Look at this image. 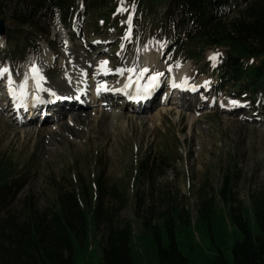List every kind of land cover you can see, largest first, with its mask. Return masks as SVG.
<instances>
[{
	"label": "rangeland",
	"instance_id": "rangeland-1",
	"mask_svg": "<svg viewBox=\"0 0 264 264\" xmlns=\"http://www.w3.org/2000/svg\"><path fill=\"white\" fill-rule=\"evenodd\" d=\"M86 7L84 5L79 10H71L65 17L60 13L57 18H61L62 23L57 19L58 24L55 22L47 41L29 35L30 28H22L24 35L34 43L26 49L15 46L22 43L23 39L13 32L14 27L9 17L5 19L4 28L8 33L12 32V42L10 45L8 34L0 35V62L8 60L11 66L10 69L7 63L0 66V69L9 70L0 75L1 96L6 94L9 82L17 81L18 84L14 83L17 88L30 84L25 76V67L34 61L39 65L40 58L48 63L43 67V75L46 70L49 88L63 93L66 89L70 90L66 88L67 84L78 85L84 91L82 84L75 82L80 77L81 70L77 64L85 62V54H92L95 64L100 68L114 69L119 73H125L133 66L140 73L148 67L155 55L157 59L161 58V53L164 55L163 47L156 37L159 34V18L166 11V6H160L155 9L157 12L147 15L142 9L138 10L139 6L133 2L119 6L113 0L108 1L97 12ZM239 7L237 9L242 8ZM97 39L98 46H95L93 40ZM66 49H70L68 51L72 54L66 52ZM100 49L105 51L100 53ZM222 51L220 48L208 49L206 58L180 61L177 66L182 63L183 77L188 80L198 78L199 74L205 72L207 75L203 81L207 82L211 77V70L207 66H216ZM66 53L71 60H67ZM214 54H219L215 62L209 59ZM104 61H107L106 65L102 64ZM93 79L94 77L91 80ZM106 81H101L99 91L106 90L107 87H102L106 86ZM45 88L47 91L46 81ZM34 89L35 84L25 94L29 95ZM246 99V102L241 97L232 100L243 104L250 102L249 98ZM1 105L0 161L2 164L10 162L15 177L23 180L25 185L12 210L21 207L26 194H30L39 207L45 208L54 202V187L65 190L71 182L81 179L90 189L94 178L103 173L109 193L107 205H112L119 211L120 221L132 222L135 241L142 240L141 222L152 204V188L156 196L176 198L180 207L189 209L192 225L182 228L177 240L192 264H209L214 256L212 240L206 232V226L197 222L201 194L210 190L213 197L222 187L225 175L234 174L233 192L236 201L244 203L252 220L249 199L264 191V113L260 111L254 110L250 116L249 113H244L243 117L249 118L247 120L242 117L243 112L234 115L218 111L192 112L155 104L149 111L140 114L124 110L128 116L126 126L111 128L110 111L101 109L104 106L100 105L60 123L48 122L43 126L36 123L18 125L7 116L9 113L2 111ZM232 106H237V103H230L229 107ZM254 106L257 109L258 103H254ZM259 112L263 120L256 122L253 119L258 118L255 113ZM156 114H161L160 119H148ZM158 153L171 159L170 168L155 170V180L151 187L146 178L136 179L138 167L145 157L155 158ZM114 185L118 187L115 195L111 191ZM137 191L144 206L141 218L135 215ZM123 199L125 203L121 202ZM215 199L219 210H223L218 222L222 225L227 242L225 254L230 256V248L242 237L234 233L227 207L221 198L217 195ZM159 210H167V206H160ZM146 244L144 239L136 247L143 261L147 260L143 254V246H148ZM196 246L198 248L193 251ZM86 252L79 256L78 264H100V250L96 242L90 239Z\"/></svg>",
	"mask_w": 264,
	"mask_h": 264
},
{
	"label": "trees",
	"instance_id": "trees-1",
	"mask_svg": "<svg viewBox=\"0 0 264 264\" xmlns=\"http://www.w3.org/2000/svg\"><path fill=\"white\" fill-rule=\"evenodd\" d=\"M79 1L0 0V21L9 17L13 32L23 39L15 46L25 49L34 43L22 28H30L29 35L48 38L56 10L65 17ZM85 1L88 9L97 12L112 0ZM118 1L124 6L138 3L145 15L166 6L159 18L158 37L176 58L201 59L208 49L220 48L224 55L215 71L219 80L226 76L231 92H247L254 100H264V0H245L237 10L230 8L228 0ZM7 34L11 45L12 32ZM150 158L140 162L136 179L146 178L152 187L155 170L170 168L171 159L159 153ZM15 176L13 165L0 161V264H78L79 256L87 253L90 239L98 245L100 264H192L177 240L180 230L192 225L191 212L180 207L176 198L158 197L151 188L152 204L147 216L142 217L144 206L140 193L135 192V215L143 219L142 240L135 241L132 222L120 221L119 211L107 205L109 193L103 173L94 178L90 189L81 179L65 190L54 187V202L45 208L26 194L21 207L12 210L25 186ZM234 179V174L225 175L220 190L213 197L210 190L204 191L197 207V222L206 226L214 248L209 264H264V191L249 199L251 220L248 208L236 201ZM117 190L114 185L112 194ZM217 195L227 207L234 233L242 237L230 248V256L224 251L227 242L218 222L223 210L217 207ZM121 202L125 203L124 199ZM163 205L167 210L160 212ZM144 239L149 246H143L146 261L136 249Z\"/></svg>",
	"mask_w": 264,
	"mask_h": 264
},
{
	"label": "bare ground",
	"instance_id": "bare-ground-1",
	"mask_svg": "<svg viewBox=\"0 0 264 264\" xmlns=\"http://www.w3.org/2000/svg\"><path fill=\"white\" fill-rule=\"evenodd\" d=\"M70 50V49H66V52ZM69 52V51H68ZM68 54V53H66ZM69 54H72V52H69ZM94 56L92 55H85V62L83 63L82 65V68H80V77H78V80H76L75 84L77 83H81L82 84V87L83 85L86 84V79L88 78L89 74L92 73L93 77H97V76H100V78L102 77V81H106V80H109V78H106V77H103V73L107 72L106 70L102 71L101 74L99 73L100 71L97 70L96 68H98V66H96L95 62H94ZM36 61L34 62H31L29 64V66H26L25 67V76L27 77L28 81L30 82V84L28 83L26 86H23V87H19L17 88V86L14 84V87H16L17 89V92H16V97L14 98V100L12 101L13 105L16 107V108H19V106H21L22 103H26L28 101H32V97L31 95L34 94L35 92V89L37 90H41L42 92H45L44 94L48 95L49 94V91H46V88H45V81L42 80V75L44 74V70H43V67L45 68L47 66V62L45 60L42 61V59L40 58V63L39 65L37 66L36 64H34ZM34 66H37L36 69L39 70V76H33L34 72H33V67ZM152 66L155 67L156 66V70H151L150 72V78H154L156 77V75L162 71L160 65L157 63L156 60H154L152 62ZM153 72V73H152ZM31 73H32V76L31 77ZM180 79V77L178 78ZM112 81V80H111ZM107 82V81H106ZM117 83V82H116ZM114 83V84H116ZM13 84H8V87L9 86H13ZM35 84V89L33 90V92L31 93H28L29 95H26L25 93L30 91L31 90V85ZM118 84V83H117ZM14 87L11 89L13 91H15L16 89H14ZM39 87V88H38ZM101 87V86H100ZM9 90V88L7 89ZM49 90V89H48ZM20 102V104H18ZM122 101V98H119V99H114L111 103H110V119H111V123H110V126L111 128L113 127H123V126H126V120H128V116L124 113V107H125V104L124 103H121ZM2 104H5V107H7L10 102H8L7 99H5V101L2 102ZM35 112V110H34ZM33 112V113H34ZM82 112V111H81ZM44 114V113H43ZM27 117H28V114H26ZM31 115V114H30ZM151 116H154V115H151ZM161 117V114H156V116L154 117H150L148 118L150 121H154L155 119H160ZM94 118V117H93ZM93 122V121H92ZM121 129V128H120ZM53 134V133H52ZM51 137V136H50ZM52 138V137H51Z\"/></svg>",
	"mask_w": 264,
	"mask_h": 264
},
{
	"label": "snow or ice",
	"instance_id": "snow-or-ice-1",
	"mask_svg": "<svg viewBox=\"0 0 264 264\" xmlns=\"http://www.w3.org/2000/svg\"><path fill=\"white\" fill-rule=\"evenodd\" d=\"M219 54H214L213 56L209 57L210 60L214 61L216 60V57L218 56ZM102 64L106 65L107 64V61H104L102 62ZM9 70L7 68H3V69H0V75H3L4 73H7ZM34 75L35 76H39V70L38 69H34ZM144 71H148L147 69H144ZM159 75V73L157 74ZM54 95V93H53ZM232 104H236L237 101H231ZM223 106V105H222Z\"/></svg>",
	"mask_w": 264,
	"mask_h": 264
},
{
	"label": "water",
	"instance_id": "water-1",
	"mask_svg": "<svg viewBox=\"0 0 264 264\" xmlns=\"http://www.w3.org/2000/svg\"><path fill=\"white\" fill-rule=\"evenodd\" d=\"M4 26H5V20L2 19L0 21V35L1 36H4L6 34V29L4 28Z\"/></svg>",
	"mask_w": 264,
	"mask_h": 264
}]
</instances>
